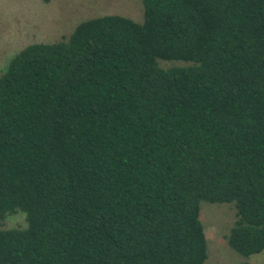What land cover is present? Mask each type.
<instances>
[{"label": "trees", "instance_id": "1", "mask_svg": "<svg viewBox=\"0 0 264 264\" xmlns=\"http://www.w3.org/2000/svg\"><path fill=\"white\" fill-rule=\"evenodd\" d=\"M141 3L7 58L0 264H203L201 200L264 250V0Z\"/></svg>", "mask_w": 264, "mask_h": 264}, {"label": "rangeland", "instance_id": "2", "mask_svg": "<svg viewBox=\"0 0 264 264\" xmlns=\"http://www.w3.org/2000/svg\"><path fill=\"white\" fill-rule=\"evenodd\" d=\"M119 14L141 21V0H0V72L6 60L33 41H57L86 18ZM199 218L206 239L207 258L203 264H264V250L243 255L229 246L226 234L235 219L233 203L201 200ZM23 213L7 215L3 227L23 225Z\"/></svg>", "mask_w": 264, "mask_h": 264}]
</instances>
